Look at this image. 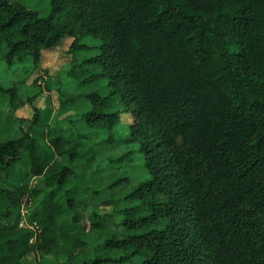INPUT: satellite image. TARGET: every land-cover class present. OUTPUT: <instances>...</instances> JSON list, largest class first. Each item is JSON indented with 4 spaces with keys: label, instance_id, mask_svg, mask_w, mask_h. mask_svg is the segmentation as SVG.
<instances>
[{
    "label": "trees",
    "instance_id": "trees-1",
    "mask_svg": "<svg viewBox=\"0 0 264 264\" xmlns=\"http://www.w3.org/2000/svg\"><path fill=\"white\" fill-rule=\"evenodd\" d=\"M87 37L97 52L68 74L109 91H62L59 111L74 103L87 131L53 124L50 105L18 117L32 98L0 81V264H264V0H52L47 15L0 0V62ZM105 142L137 145L111 160L138 152L147 169L127 193L97 163ZM121 200L140 203L100 211Z\"/></svg>",
    "mask_w": 264,
    "mask_h": 264
},
{
    "label": "rangeland",
    "instance_id": "rangeland-1",
    "mask_svg": "<svg viewBox=\"0 0 264 264\" xmlns=\"http://www.w3.org/2000/svg\"><path fill=\"white\" fill-rule=\"evenodd\" d=\"M24 3L30 7L36 9L40 15H47L51 8L52 0H15ZM72 38H68L62 42L60 46L54 48L43 49L42 57L38 65H35L31 58H27L23 61H16L13 64H8L6 61L0 62V81L5 87L17 84L20 86V93L22 97L32 98L31 102H28L23 107L19 108L15 115L20 118H31L34 114L35 108H46L50 105L53 108L54 114L52 117L53 124L61 125L66 130L82 131L88 130V127L81 122H72L67 118L69 114L75 113V104L71 109H68L65 113H59L61 106V99L63 98L61 92L68 93L67 95L86 94L93 90H97L103 94L108 93L109 89L106 86L107 79H98L93 81H84L81 84L76 81L75 78L69 76L68 71L73 67L74 63H79L86 57L97 52L96 46L100 44V40L94 37H87L84 42L88 44L89 48L83 49L77 53H73L69 50ZM49 85V86H48ZM50 87V88H49ZM78 96V95H77ZM8 98V97H7ZM7 100L1 104L6 109ZM133 121V117L130 113L123 112L120 114V122L115 128L114 135L116 137L124 135L128 131L127 124ZM24 126L28 125V121L23 123ZM107 136L106 132L93 134L92 141L100 142L102 138ZM135 144H121L114 143H99L98 147V165L104 168L106 174V180L111 181L117 178H121L120 184L114 188L117 195L121 193H127L134 188L139 182L146 179L148 176L147 169L145 168L143 161L139 157L138 152L132 154V161L114 162L112 159H116L121 154L130 149H134ZM32 183L35 185H42V180L39 177H33ZM118 197V196H117ZM116 197V198H117ZM105 198H109V193L105 194ZM110 200V199H109ZM140 202L134 200H121L117 204H110L102 202L99 205L102 213H116V218L120 220L126 216V213L119 211L125 207L133 208ZM27 208H24V212ZM134 212V211H133ZM132 212V213H133ZM141 210L136 214H143ZM87 221V219H85ZM23 222V221H22ZM89 223V221H87ZM42 260L40 253H31L25 258V262L28 264H36ZM48 261H54L56 263H65V257L56 258L55 256L48 257Z\"/></svg>",
    "mask_w": 264,
    "mask_h": 264
},
{
    "label": "built area",
    "instance_id": "built-area-1",
    "mask_svg": "<svg viewBox=\"0 0 264 264\" xmlns=\"http://www.w3.org/2000/svg\"><path fill=\"white\" fill-rule=\"evenodd\" d=\"M27 211H28V209H27ZM27 211H26V212H27ZM26 212H24V210H23V213H26ZM22 224H25V220H23ZM31 226H32V225H31Z\"/></svg>",
    "mask_w": 264,
    "mask_h": 264
}]
</instances>
